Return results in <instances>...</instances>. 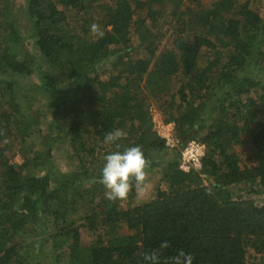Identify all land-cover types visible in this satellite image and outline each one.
Listing matches in <instances>:
<instances>
[{
  "label": "trees",
  "instance_id": "obj_1",
  "mask_svg": "<svg viewBox=\"0 0 264 264\" xmlns=\"http://www.w3.org/2000/svg\"><path fill=\"white\" fill-rule=\"evenodd\" d=\"M11 1L0 0V264H30L32 248L48 264L46 246L57 264H149V253L167 264L181 249L193 264H264V6L24 0L21 12ZM169 30L172 48L157 53ZM156 111L173 149L153 131ZM116 129L119 148L104 143ZM191 141L204 155L183 172ZM61 142L74 170L53 158ZM131 146L147 168L162 156L168 187L133 206V188L110 201L100 183L104 156Z\"/></svg>",
  "mask_w": 264,
  "mask_h": 264
},
{
  "label": "rangeland",
  "instance_id": "obj_2",
  "mask_svg": "<svg viewBox=\"0 0 264 264\" xmlns=\"http://www.w3.org/2000/svg\"><path fill=\"white\" fill-rule=\"evenodd\" d=\"M12 1H11V3L13 5L12 6L13 11L21 9L20 11L22 12L23 7H25L24 6V0H12ZM101 1H103V0H101ZM202 1H203L204 6H206V5L208 6L214 0H202ZM263 6H264V0H253L251 3V7L253 9H256L257 11H259L260 14H263ZM21 23L24 27L26 24V21L24 19H21ZM163 24H161V25H163ZM167 24H168V22L165 23L164 25H167ZM170 32L171 31L169 30L168 35H166L164 40H162L161 43L158 45V52L157 53H159L160 51H162L164 49L172 48V40H171L172 36H171ZM135 53H139L137 56L142 57L141 51H135ZM153 115H152V119H154L155 124L157 126L159 125L160 122H163V120H162L163 118L161 117V115L159 114L158 111H156V113L153 112ZM59 147H61L60 150L57 149L56 147L53 149V158H56L58 167H60L64 170H74L73 162L68 160V155H67L68 152H67L66 145L63 142H61V143H59ZM249 149H250V147H248V145H245L242 147H237L235 149V151L239 154L242 163H246V158H247V154L249 153ZM65 150H66V152H65ZM161 158H162V156H157V157L154 156L153 161L151 162V166L146 168V177H145V181L143 184V188L138 189L136 187H133L134 197H133V200L130 202V206L138 205L141 203H146V202H149L151 200H154L157 196L158 190L168 191L167 184L162 180L161 174L159 173L160 170L163 168L164 162H165L164 159H161ZM101 159H102V157H101ZM21 161H22L21 157L19 155H15L12 162L19 164V163H21ZM254 200L256 202L259 201V199H257V198H255ZM123 207L127 208L129 206H127L123 203ZM84 211H85V209L80 210V212H82L80 214L81 217H82V214L84 213ZM77 222H78L77 225H81L80 220ZM79 232H80V236H81V242L83 244L90 241L91 237H90L89 233L83 227L80 228ZM18 241L22 245H24V249H26L30 246L31 242L33 241V234H31V233L23 234L22 237L17 240V242ZM26 244H29V245L26 246ZM32 249H30V252H29V254L31 256L28 257V262L30 264H37V263L45 264V262L43 260L39 259L38 256H33L34 252ZM43 251H44V254H46L49 257L47 259L48 261H50V262H48V264H57L56 262H54L56 255H55L52 247L46 246V248H44ZM61 264H62V262H61Z\"/></svg>",
  "mask_w": 264,
  "mask_h": 264
},
{
  "label": "clouds",
  "instance_id": "obj_3",
  "mask_svg": "<svg viewBox=\"0 0 264 264\" xmlns=\"http://www.w3.org/2000/svg\"><path fill=\"white\" fill-rule=\"evenodd\" d=\"M92 28L96 30L95 25ZM125 135L123 130L116 129L104 137V143L116 144L119 148L118 141ZM147 166L148 161L139 146H131L123 151L117 150L106 154L100 173V183L105 189L106 198L110 201L122 200L127 197L133 187L142 189ZM168 246L167 242H163L160 248L164 249ZM145 260L149 264H162L156 253L146 254ZM193 262V255L181 249L174 256L169 257L167 264H193Z\"/></svg>",
  "mask_w": 264,
  "mask_h": 264
},
{
  "label": "built area",
  "instance_id": "obj_4",
  "mask_svg": "<svg viewBox=\"0 0 264 264\" xmlns=\"http://www.w3.org/2000/svg\"><path fill=\"white\" fill-rule=\"evenodd\" d=\"M152 121L153 131L164 140L166 148L169 150L175 148L177 140L172 136L173 124L160 122L157 126L154 119ZM204 150V146L196 141L187 143L180 151L179 169L183 172H188L190 169H200V159L204 155Z\"/></svg>",
  "mask_w": 264,
  "mask_h": 264
}]
</instances>
